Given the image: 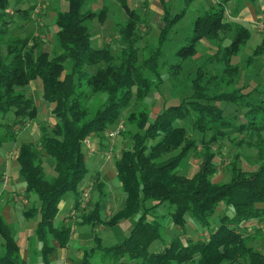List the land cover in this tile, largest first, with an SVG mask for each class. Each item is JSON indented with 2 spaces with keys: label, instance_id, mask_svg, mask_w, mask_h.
I'll use <instances>...</instances> for the list:
<instances>
[{
  "label": "trees",
  "instance_id": "obj_1",
  "mask_svg": "<svg viewBox=\"0 0 264 264\" xmlns=\"http://www.w3.org/2000/svg\"><path fill=\"white\" fill-rule=\"evenodd\" d=\"M66 1L68 10H57L55 20V44L62 53L51 59L35 36L21 39L10 35L9 28L14 23L9 12L12 0H0V42L5 41L7 52L3 57L0 50V151L15 141L13 133L1 132V119L10 114L30 121L37 119L38 111L32 98L21 92L36 80L42 84V100L52 107L57 119L53 127L41 128L38 146L22 143L17 151L18 175L25 184L26 194L37 196L40 202L24 215L28 219L38 218L34 239L41 245L43 264H51L49 256L56 250L54 242L59 249L68 248L71 242V227H57L56 220L66 194L76 195L77 209L81 205L79 192L89 173L84 152L85 146L90 147L87 141L93 137L101 144L109 141L107 132L119 124L125 111L133 103L144 104L149 95L164 84L159 62L165 44L186 15L188 6L196 0H185L187 7L179 14L173 15L168 8L164 11L158 45L150 47L143 61L144 71L148 73L139 67L138 58V44L142 39L138 27L143 25L144 16L130 11L127 22L118 25L121 49L115 58L110 46H93V34L87 26L96 18L103 21L106 8L101 14L85 12L87 0ZM129 1L117 0L122 8H128ZM15 9L19 18L31 21L30 13L34 8L30 11L22 7ZM222 32L233 36L225 52L221 75V82L227 87L236 73L231 59L237 55L239 47L247 43L249 32L242 24L227 19L224 0L212 5L194 21L189 44L176 53L179 64L171 68L173 72L191 56L195 43L220 41ZM68 61L72 63L71 71L65 73ZM102 64L105 66L100 67ZM92 68H97L94 73ZM196 74V78L191 79L194 92L190 97L178 103L167 104L165 100L159 112H149L144 107L145 110L125 115L129 126L125 132L129 133L132 145L114 164L116 179L125 196L124 206L111 218H103L106 185L98 173L95 185L99 201L92 212L81 217L79 225L113 227L134 217H138L137 222L128 236L115 246L102 247L100 239L94 237L98 245L84 251L81 264H92L97 250L102 253V264H264V252L254 245L256 235L261 233L260 223L264 221V110L250 107L243 112L241 124H236L227 116L223 103L240 106L238 96L212 93L209 88L200 87L204 79L201 66ZM101 96H104L102 102L93 110L90 101ZM234 133L257 135L255 147L250 148L257 151V164L254 170L239 168L238 152L230 168V181L216 184L212 181L218 172L214 148L222 138ZM192 153L200 159V169L189 178L180 175L179 169ZM48 158L54 161L55 175L50 179L44 167ZM221 205L231 209L233 215L222 216L220 225L206 234L205 241L185 240L182 232L161 250L152 251L156 242L164 241L163 218L167 219V214L172 225L182 231L187 217L198 226L211 229L210 219ZM167 208L171 211L157 215L160 209ZM254 222V234H245L243 231ZM0 236L3 240L0 264H28L21 256L14 229L2 217Z\"/></svg>",
  "mask_w": 264,
  "mask_h": 264
},
{
  "label": "rangeland",
  "instance_id": "obj_2",
  "mask_svg": "<svg viewBox=\"0 0 264 264\" xmlns=\"http://www.w3.org/2000/svg\"><path fill=\"white\" fill-rule=\"evenodd\" d=\"M248 1L249 2L245 3L246 8L248 3L252 6L254 2L253 0ZM135 2L138 4L141 1L130 0L128 3L129 7L122 8L117 0H87L84 9L85 12L91 10L97 14H101L103 8H106L107 10V14L103 21L96 18V20H91L87 23V26L93 34V46L95 48L110 46V50L113 52L115 58H117L116 56L119 55L121 49L118 32L120 28L118 25L127 22L132 8L130 5L135 4ZM209 2L210 0H197L188 6L189 9L186 15L177 23L170 33L159 62L160 76L164 81V84L159 90L157 89V91L150 94L144 104L140 105L133 103L132 107L125 111V115L132 111L136 112L139 109L145 110L144 107H146L149 112H159L166 103H178L183 98L190 97L194 92L191 79L196 78L197 68L200 66L203 68L204 75L203 81L199 84L200 87L209 88V91L211 90L212 93H226L238 96L237 100L241 104L240 106L226 102L223 103L227 108V116L233 118L236 124H241L243 112H247L250 107H258L260 110H264V32H258L259 30L256 28L258 20H256L255 14L250 16V18L247 17L241 18L242 20L240 19L241 14H238L237 11L239 5H243L244 1L237 0L231 5L227 4V9H229V11L226 13V16L228 17V20L234 22L238 21L237 23H240L241 21L240 24L245 26L249 32V40L245 45L239 47L237 55L233 56L231 59V66L236 67V73L232 75V82L227 87L224 85V82H221V75L224 67L223 65L225 64V52L233 40V36L230 33H220V41L210 43L201 41L195 43L191 56L180 63L178 71L173 72L171 69L173 66L179 64V58L176 53L179 49L186 47L189 44L192 37L194 21L199 16L205 14L209 9V6L206 4ZM217 4L218 2L214 3V5ZM21 7L23 9H29V11L31 8H34L30 13L31 21L19 18L15 12V8ZM68 7V2L66 0H22L21 2L12 0L9 12L13 15L12 19L14 20V23L10 25L9 33L13 38L21 39L35 36L40 41L42 50L48 52L52 59L62 53V51L56 46L54 39L55 31L57 30L55 26L57 16L56 11L60 10L61 12H65L68 10ZM186 7L187 3L185 0H163V5L160 0H149L148 6H145L146 12H136L140 17L145 15L143 25L138 27V35L142 37L138 44L140 50L138 55L139 67L142 68L143 71L146 70L143 66V61L148 56L150 47L156 48L158 45L160 27L164 25V11L168 8L172 11L173 15H176ZM157 11L163 12L161 18L155 16ZM236 12L238 16L235 14ZM259 48H262L263 53L262 50L259 54L256 53ZM0 50L2 56H6L5 41L0 42ZM118 62L119 60L116 59V63ZM71 66L72 63L70 61L65 64V73L71 71ZM104 66L105 65L102 64L100 67ZM96 69L97 68H92L91 72L94 73ZM144 73L148 72L144 71ZM147 76L150 77L151 75L147 74ZM150 78H152V80L154 79L153 76ZM205 81L208 83L206 84ZM21 92L26 93L28 97L32 98L37 107L38 117L35 121H30L27 118H16L10 114L6 119H1L3 128L1 132L4 134L13 133V136L15 137L14 142L6 145L4 150L2 149L0 151V155L1 153H6L8 160L9 158L10 160H13V152L15 153V149H17V147L19 148L22 143H30L38 146L39 138L41 136V128L45 126L51 128L57 123V119L51 111L52 107L41 98L42 84L40 80L31 83L25 89L21 90ZM103 97L104 96L97 97L96 99H93V101H90L93 110L98 108ZM165 100L167 101L166 103ZM125 115L121 119L125 126L124 133L122 132L120 136L116 137L113 143L106 141L104 144H97L103 149L102 151L105 150L103 153L98 151L99 148L96 147L97 145L95 143L91 144L90 147H84L86 166L89 172L85 179V186L91 189L89 201L85 205L81 204L78 209L75 208L72 210L76 201V195L68 193L63 199L67 205L63 208L64 210L59 213V217L65 216L66 214L70 215L68 220L73 227L72 234L74 240L71 241L68 251L71 254V259L74 260V263L76 264L82 263V259L80 258L83 255V251L90 250L98 245L97 242L94 241V237L100 239L102 247L115 246L128 236L127 232H130L137 222L138 217H134L128 220H123L113 227L98 226L92 228L91 226L79 227L77 225L81 217L84 214L92 212L95 204L99 201V192L95 185L98 173L103 171L104 176L102 177V180L106 185L104 192L107 197L106 201L103 202V218L105 220L111 218L115 214L119 206V201L125 198L115 177L114 169L112 170L111 168V170H106L103 168L107 162H110L114 166L115 159L119 158L124 150L131 149L132 143L129 138V133H127L129 126L127 125ZM259 118L257 119V122ZM252 120L255 121L253 118ZM258 125H256V128ZM125 130L127 131L125 132ZM195 136L200 137V135L197 134H195ZM257 138L258 137L255 133H234L228 137L222 138L219 141V144L214 148V152L216 153L215 164L218 166V172L217 175L212 178V181L214 180L216 184H224L230 181V168L234 161L235 154L238 152L239 155L236 159L237 166L239 168H244L245 170H254L255 165L257 164V151L255 148H250L255 147ZM89 140L92 142V138ZM109 144L113 147L111 152L112 157H110V159L108 158V153H110V151H108L110 149ZM102 154L105 157L104 159L101 158V162L97 163L95 160H90L93 156H100ZM199 161L200 159L195 156V153H192L191 158L188 157L181 163L179 174L189 178L194 177L200 169ZM44 167L47 179L52 178L55 175L53 170V159L48 158ZM6 177L9 178V181L5 185L4 179ZM0 180L2 183V189L0 190V214L3 213V210H8L10 213L8 215L10 217L9 221L13 223V228L16 230L15 232H17L18 229L16 239L17 243L23 247L22 255L24 260L26 259L30 264H41V245L34 239L35 232L33 230L36 226L37 218L25 221L21 214L33 206H39L38 204L40 202L38 201L37 196L27 195L25 191L20 190V187L23 186V182L20 178H15V184L10 186L12 180L1 163ZM3 189L4 192L5 190H8V193L3 194ZM81 190L79 192L80 198L82 196ZM170 211L171 210L168 208L164 210L160 209L157 212V215L161 216ZM224 215L232 216L233 212L231 209H224L221 205L218 207L215 215L210 219L211 229L202 228L187 217V222L182 231L180 228H176L172 225L170 215L167 214V219L163 218V222L166 226L164 241L156 242L152 247V251H158V249L161 250L165 244L169 243V241L175 236L181 235L182 232L185 233V236L183 237L185 240L191 238L195 242L200 239L205 241L207 239L206 234L209 235L211 230L220 225V218ZM255 226L252 225V228L244 233L253 235L256 229ZM260 226L264 229V221L260 223ZM262 229L261 233L256 235L255 238L254 245L257 249H264V230ZM27 230H33V232L25 238L24 231ZM2 243L3 240L0 236V246ZM0 253H3L2 246L0 247ZM78 253H80L79 257H77ZM101 255L102 253L97 250L92 258V264H102Z\"/></svg>",
  "mask_w": 264,
  "mask_h": 264
},
{
  "label": "crops",
  "instance_id": "obj_3",
  "mask_svg": "<svg viewBox=\"0 0 264 264\" xmlns=\"http://www.w3.org/2000/svg\"><path fill=\"white\" fill-rule=\"evenodd\" d=\"M132 1H134V0H132ZM135 1H138V0H135ZM141 2L140 3H136L135 2V4H133V5H130L132 8H131V12L132 11H135V12H146V10H145V6H148V2H149V0H140ZM161 1V0H160ZM171 1H174V0H171ZM197 1V0H196ZM218 1V3L219 2H223V0H217ZM225 2H226V13H228V11H229V9H227V4L228 5H231L233 2L235 3V1H237V0H224ZM238 1H244V4L243 5H239V8H238V14H241V17H240V19L241 18H250V16H252V15H254L255 14V18H256V20H258L257 22H259V21H261V20H264V0H254V2H253V5L251 6L249 3H248V5H247V8L245 7V3H247V2H249L248 0H238ZM212 2V3H211ZM229 2V3H228ZM144 3V4H143ZM214 3H215V1L214 0H210V2L209 3H206L208 6H209V8L212 6V5H214ZM252 3V2H251ZM236 6V5H235ZM129 7V6H128ZM162 11V10H161ZM161 11H157L156 13H155V16L156 17H162L163 16V12H161ZM237 12L235 13L237 16H238V14H237ZM142 16H144L145 17V15H142ZM227 17V16H226ZM227 19H228V17H227ZM242 20V19H241ZM238 22V21H237ZM240 23H241V21H240ZM161 26V25H160ZM161 28V27H160ZM258 29V28H257ZM258 32H264V30L263 31H261V30H259ZM51 111H52V108H51ZM90 141V140H89ZM101 144L100 143V140L99 139H97L96 137H93L92 138V142L90 141V145L91 144ZM97 148H99V152H101V153H103L104 151H102L103 149L100 147V145H97L96 146ZM3 150H4V148H3ZM18 151V147H17V149H15V153L13 152V160H10V158H9V160H8V158L6 157V153L4 154V153H1V155H0V163L1 164H3V166H4V169H5V171H7L8 173H9V175H10V179L12 180V184H10V186L11 185H13V184H15V178L17 179V177L19 178V166H18V163H17V152ZM104 155L102 154V155H100V156H98V155H95V156H93L90 160H95L97 163H99V162H101V158L102 159H104ZM110 159V158H109ZM117 159V158H116ZM115 159V160H116ZM114 164H115V162H114ZM104 169H106V170H111V168H112V170L114 169V173H115V167L113 166V164H111L110 162H107L105 165H104V167H103ZM115 175H116V173H115ZM104 176V173H103V171L100 173V180H102V177ZM116 177V176H115ZM10 180V181H11ZM103 181V180H102ZM84 184H86V182L84 183ZM0 185H1V188H0V190L2 189V183H1V180H0ZM3 188H4V186H3ZM20 190H23V191H25V193H26V187H25V184L23 183V186H21L20 187ZM4 193H8V190L6 191L5 190V192H4V189H3V194ZM32 195V194H31ZM30 195V196H31ZM107 196V195H106ZM122 199V198H121ZM124 202H125V198H123V200H121V201H119V206H118V208H117V210H116V212L118 211V210H120V209H122L123 208V206H124ZM39 205V204H38ZM66 205H67V203H65L64 202V200L62 201V203H61V206H60V212L61 211H63L64 209V207H66ZM1 206V205H0ZM32 208H34V206L32 207ZM32 208H30L29 210H25L23 213H21L22 214V216H23V219L25 220V221H30V220H33V219H28V218H26L25 217V215H24V213L25 212H27V211H30V210H32ZM76 208V201H75V204H74V206H73V208H72V210L73 209H75ZM59 212V213H60ZM115 212V213H116ZM10 213L8 212V210H3V213H1L0 214V217H2L8 224H10L11 226H12V228H13V223L11 222V221H9V215ZM69 216L70 215H68V214H66L65 216H58L59 218H57V220H56V226L57 227H60V226H70L71 227V241L72 240H74V237H73V234H72V224L69 222V220H68V218H69ZM36 219V218H35ZM37 222H38V218H37ZM12 223V224H11ZM37 224V223H36ZM75 224H77V223H75ZM255 224V222L253 223V224H250V226H252V225H254ZM79 227H80V225H79V223L77 224ZM36 227V226H35ZM35 227H34V232H35ZM252 227H248L247 229H246V231H249L250 229H251ZM259 228L261 229L262 228V226H259ZM14 229V228H13ZM33 230H31V231H29V230H27V231H24V236H25V238L27 237V235H31L32 234V232H33ZM262 230H264V229H262ZM14 231H16L15 229H14ZM17 232H18V229H17ZM17 232H15V234L17 233ZM30 232V233H29ZM243 232H245V231H243ZM129 232H127V234H128ZM70 244H71V242H70ZM70 244H69V246H70ZM2 245H3V243H2ZM1 245V246H2ZM0 246V247H1ZM20 246V248H21V256H22V258H24L23 257V255H22V246L21 245H19ZM54 246L56 247V250L54 251V253L53 254H51L50 256H49V261L51 262V264H76V263H74V260H72L71 259V254L69 253V246H68V248H66V249H59L58 248V244L56 243V242H54ZM25 248V247H24ZM259 251H263L264 249L263 248H261V249H258ZM264 252V251H263ZM33 253H37V252H33ZM80 253H82V252H80ZM80 253H78V255H77V257H79V254ZM83 255H84V251H83ZM83 255H82V257L80 258V259H82L83 258ZM40 257H41V264H43V262H42V256H41V254H40ZM25 261L28 263V264H30L26 259H25Z\"/></svg>",
  "mask_w": 264,
  "mask_h": 264
},
{
  "label": "built area",
  "instance_id": "obj_4",
  "mask_svg": "<svg viewBox=\"0 0 264 264\" xmlns=\"http://www.w3.org/2000/svg\"><path fill=\"white\" fill-rule=\"evenodd\" d=\"M214 1H215V3L218 2L217 0H214ZM256 28H258V30H262L263 31L264 30V20H261V21L257 22L256 23ZM124 129H125L124 122L121 121L114 129H112V130H110L108 132L109 142L113 143L114 140L116 139V137L121 135V133L124 131ZM87 145H90V141H87ZM109 146H110V149L108 151H110V153H108V158L112 157L111 152L113 150L112 145L109 144ZM8 181H9V178L6 177L4 179V184L6 185L8 183ZM81 191H82V196L80 198V204H84L85 205L90 199L91 189L87 188L86 186H84Z\"/></svg>",
  "mask_w": 264,
  "mask_h": 264
}]
</instances>
